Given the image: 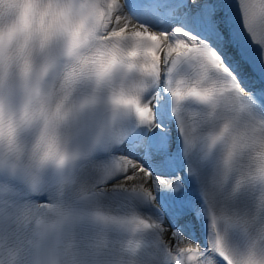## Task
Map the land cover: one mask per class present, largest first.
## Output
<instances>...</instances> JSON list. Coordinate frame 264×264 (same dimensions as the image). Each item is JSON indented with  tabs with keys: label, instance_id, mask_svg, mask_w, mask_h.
Returning a JSON list of instances; mask_svg holds the SVG:
<instances>
[{
	"label": "clouds",
	"instance_id": "clouds-1",
	"mask_svg": "<svg viewBox=\"0 0 264 264\" xmlns=\"http://www.w3.org/2000/svg\"><path fill=\"white\" fill-rule=\"evenodd\" d=\"M118 15L113 0H0L12 85L0 93V264H178L184 250L168 251L144 214L108 196L123 187L106 183L108 148L157 83ZM199 71L175 79L187 88ZM206 83L212 101H176L205 165L213 264H264V111L219 77Z\"/></svg>",
	"mask_w": 264,
	"mask_h": 264
},
{
	"label": "snow or ice",
	"instance_id": "snow-or-ice-1",
	"mask_svg": "<svg viewBox=\"0 0 264 264\" xmlns=\"http://www.w3.org/2000/svg\"><path fill=\"white\" fill-rule=\"evenodd\" d=\"M121 32L131 30L146 58L141 66L157 77L135 105L136 119L108 148L106 183L119 205L144 214L168 251L184 250L178 264H213V244L201 235L205 221L199 183L205 165L189 152L188 126L178 95L195 92L213 100L206 81H226L241 104L264 111V0H121ZM0 39V93L11 88L10 61ZM199 69L187 88L175 79ZM30 67L25 64L26 75ZM223 264V261H221Z\"/></svg>",
	"mask_w": 264,
	"mask_h": 264
}]
</instances>
